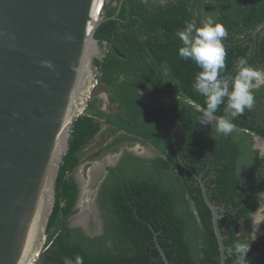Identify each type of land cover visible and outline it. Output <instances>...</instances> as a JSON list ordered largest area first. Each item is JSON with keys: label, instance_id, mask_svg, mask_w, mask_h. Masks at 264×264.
I'll list each match as a JSON object with an SVG mask.
<instances>
[{"label": "trees", "instance_id": "obj_1", "mask_svg": "<svg viewBox=\"0 0 264 264\" xmlns=\"http://www.w3.org/2000/svg\"><path fill=\"white\" fill-rule=\"evenodd\" d=\"M118 3L103 4V17H115L100 23L94 33L100 44L106 42L107 50L95 60V67L116 112L106 114L90 104L73 121L56 178L46 240L33 264H64L65 258L75 264L76 256L83 257L84 264H165L154 235L169 264H220L212 214L197 180L202 171L208 198L223 209L217 224L225 263L236 264L228 250L238 240L250 238L249 214L264 189V158L251 149L248 132L264 136V123L248 124L263 116L246 109L233 120L235 129L228 136L217 133L214 123L199 124L205 98L193 83L200 69L179 57L177 32L188 20L215 16L228 34L222 75L230 78L240 59L264 69V27L256 34L255 47L251 36L264 20V0H122L117 12ZM151 93L178 95L180 100L161 103ZM225 107L222 104L216 115H223ZM102 120L110 124L104 136L121 128L152 143L164 157H156L150 171L128 167L115 173L117 167L109 168L100 190L105 226L100 235L91 237L68 225L78 193L71 172L81 164L83 150L100 131ZM203 128L212 134L205 137ZM124 162L118 168L123 169ZM242 221L245 228L238 232ZM261 243L251 241L245 259Z\"/></svg>", "mask_w": 264, "mask_h": 264}, {"label": "water", "instance_id": "obj_2", "mask_svg": "<svg viewBox=\"0 0 264 264\" xmlns=\"http://www.w3.org/2000/svg\"><path fill=\"white\" fill-rule=\"evenodd\" d=\"M98 3L0 0V264H32L45 243L72 123L87 106L94 61L105 52L106 42L100 44L94 33L115 17H94ZM263 27L264 20L252 30L253 39ZM255 140L264 145V137ZM199 181L220 264H226L220 214Z\"/></svg>", "mask_w": 264, "mask_h": 264}, {"label": "clouds", "instance_id": "obj_3", "mask_svg": "<svg viewBox=\"0 0 264 264\" xmlns=\"http://www.w3.org/2000/svg\"><path fill=\"white\" fill-rule=\"evenodd\" d=\"M227 35L223 24L212 15L199 22L195 19L188 20L183 29L177 32L181 41L178 48L179 57L191 60L200 69L194 79L193 88L205 98L206 107L198 123H214L215 131L223 136H228L234 131L233 120L243 115L246 109L253 108L255 90L264 87V69L254 68L244 59L237 62L236 70L230 78L222 75L227 55L223 42ZM222 104H226L224 114L217 116V110ZM251 220L250 238L238 240L228 250L230 255L236 257V264H246L245 257L250 250V242L256 239L258 226L264 222L257 220L255 213L252 214ZM64 264H73V260L65 258ZM75 264H84L83 257L76 256Z\"/></svg>", "mask_w": 264, "mask_h": 264}, {"label": "flooded vegetation", "instance_id": "obj_4", "mask_svg": "<svg viewBox=\"0 0 264 264\" xmlns=\"http://www.w3.org/2000/svg\"><path fill=\"white\" fill-rule=\"evenodd\" d=\"M119 1H121V0H119ZM142 1H144V0H142ZM158 1L160 3H165L166 0H158ZM189 1L191 2V0H189ZM115 4H116V1H113L112 5H115ZM255 39H253L254 47L256 45V43H255L256 40ZM106 50H107V46L105 47V52H106ZM105 52H104V54H105ZM94 63H95V61H94ZM95 76L98 77L97 70H95ZM97 85H98V80L95 82V84H93V86H92V88L90 90L94 89ZM263 88L264 87H261L260 89L255 90V92H254L256 102H255L253 108L250 111H255L259 116H261V117L263 116V119H261V120L254 118V120L257 121V123L253 122V120L248 122V124H251V125H254V126H256V124H259V123H264V90H263ZM90 90H89V92H90ZM106 91H107L108 95L105 94V97L107 96V98H109V102L108 103H104V100L101 103L100 101H102V99H100L98 96L94 95L93 93L92 94L88 93V99H87L86 108L90 104H93L94 107L100 109L101 111H103L106 114L115 113L116 109L115 108L113 109V107L116 104L111 100L107 88H106ZM149 95L151 97H153V98L154 97H158V101L161 102V103L167 102L169 100V98H172L174 100H180V96H178V95L173 96V97L172 96H168V95L162 96V95L156 94V93H151ZM257 98H258V100H257ZM106 101H108V100H106ZM109 126H110L109 123H107V122L102 120L101 121L100 131L96 134V136L99 135V136L102 137V135L104 134V132L106 131V129ZM203 130L204 131H202V134H204L205 137L207 135L212 134L210 132L213 131V130H209V132H208V128H203ZM248 132L251 135V139H252L251 149L254 150V151H257L259 157L264 158V148H262L261 145L255 140L256 136H261V135H255L254 133H252L250 131H248ZM105 136H107V139H106L105 142L109 141V142H111V144L116 145L117 146V151L115 152V155L111 159H106L105 158L100 163H98L99 166H100L99 167L100 169L98 170V174L102 172V175H101V179H100V181H99V183L97 185L96 192H95V198L92 201V204L90 205V208L87 207L88 209H86V208L80 209L79 213L77 214V216L74 219L68 220V225L70 227H79L81 230L84 231V233L86 235H89L91 237L96 236V235H100L103 232V229H104V226H105V220L103 219V215H102L103 214V209H102V207L100 205V192H101L100 190H101V186H102L103 180L109 174V171H110L109 168L117 167L116 170L114 171L115 173H120L121 171H125L128 167H132V169L133 168L140 169L141 171L149 170L150 166L152 165V161L156 157H158V156L164 157L162 152L159 149H157L156 146H154L152 143H150L147 140H143L142 138H140L138 136H133L132 134L126 133L125 130H123L121 128L114 129L113 131H110L109 133H107V135H105ZM262 137H264V136H262ZM139 144H141V145L142 144H146L147 146L149 145V147L145 148L143 150L142 146L139 147L140 146ZM104 146H107V144H105ZM174 147L176 148V145H174ZM100 151H101V148H97V149H95L92 152V154H88L87 156H82V158H81L82 162L85 160V158L87 159L90 155H92V156L98 155L100 153ZM130 156L138 157L142 161H137V162L134 161V160L131 161L132 158H130ZM122 161H125V162L123 163V169H120V168H118V166L121 164ZM200 165H202V164L200 163ZM124 167H126V168H124ZM74 170L71 172V175L75 179V182L77 184V189H78L76 203H75V208H77V203H78L81 191H82V186H81L78 178L74 174ZM201 174H204L203 171H202ZM201 174L197 176V180H198L199 184H200V181H199L200 179L203 182V180L201 178V176H202ZM263 192H264V189L260 193V199L258 201L257 208L253 212H251L249 214V217H250V221L249 222H250V226H251V231H252V220H251L252 214L255 213V218H256L257 210L264 208V197H262V195H261ZM217 208H218V211L219 210L220 211L223 210L219 206H217ZM87 213L90 216H91V214H92V216H94V213H95L96 215H98L99 220L94 219L95 216L93 217V219L89 218L90 216H87ZM82 214L84 215V219L83 220H79ZM244 228H245V222L242 221L238 225V232L242 231ZM250 236H251V232H250ZM246 264H247V261H246Z\"/></svg>", "mask_w": 264, "mask_h": 264}, {"label": "rangeland", "instance_id": "obj_5", "mask_svg": "<svg viewBox=\"0 0 264 264\" xmlns=\"http://www.w3.org/2000/svg\"><path fill=\"white\" fill-rule=\"evenodd\" d=\"M105 2H107V0H104L103 4ZM99 15L103 16L102 9ZM96 79L98 80V85L94 89L90 90L89 94L93 93L94 95L98 96L100 99H102V101H100L101 103L103 102V100H104V103H108L109 98H107V96L105 97V94H107L106 88L104 87V84L99 81V77L95 76V82H96ZM114 108L116 109L117 105H115L113 109ZM106 139H107V136L102 135L101 137L97 135L89 142V144L83 150L82 156H87L88 154H92V152L95 149L101 148V151L98 155L96 156L90 155L87 159L85 158V160L74 170V174L76 175V177L78 178L82 186V191H81L78 203H77L76 212L69 218V220L74 219L79 213L80 209L82 208L88 209L87 207L90 208V205L92 204V201L95 198L96 188H97V185L102 175V172L98 174V170L100 169L99 168L100 166L98 163H100L105 158L111 159L115 155V152L117 151V146L111 144V142L109 141L105 142ZM105 144H107V146H104ZM139 145H140L139 147L142 146L143 150L149 147V145L147 146L146 144H142V145L139 144ZM262 148H264V145L262 146ZM261 195L262 197H264V192ZM87 216H90V215H88L87 213ZM94 216H95L94 219L99 220L98 215L94 213ZM94 216H92L91 214L89 218L93 219ZM256 219L264 220V208L257 210ZM258 227H259V231H257L256 233V239H261L262 243L259 249L251 252L247 256L246 258L247 264H258L260 261L264 260V222H261ZM43 246L40 252H42ZM37 255L31 262L32 264L38 260L39 254Z\"/></svg>", "mask_w": 264, "mask_h": 264}, {"label": "bare ground", "instance_id": "obj_6", "mask_svg": "<svg viewBox=\"0 0 264 264\" xmlns=\"http://www.w3.org/2000/svg\"><path fill=\"white\" fill-rule=\"evenodd\" d=\"M101 1H103V0H99V3H98V5H97V8H96L95 11H94V17H96V16L98 15V13L100 12V11H99L100 9L98 10V8H99V6L101 5ZM83 219H84V215L82 214L79 220H83ZM29 263H30V262H29Z\"/></svg>", "mask_w": 264, "mask_h": 264}]
</instances>
